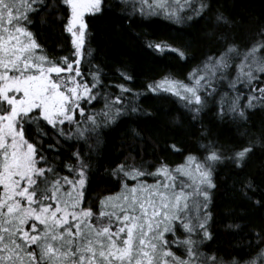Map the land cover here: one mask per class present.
Returning a JSON list of instances; mask_svg holds the SVG:
<instances>
[{"label": "snow or ice", "instance_id": "snow-or-ice-1", "mask_svg": "<svg viewBox=\"0 0 264 264\" xmlns=\"http://www.w3.org/2000/svg\"><path fill=\"white\" fill-rule=\"evenodd\" d=\"M62 3L70 7L64 27L73 52L53 58L32 30L33 17L47 12L50 0H0V264H264V232L254 233L247 251L205 250L213 239L214 168L226 158L213 142L175 167L161 162L151 170L134 158L119 163L111 175L120 190L101 198L98 208L86 203L104 129L144 110L134 103L141 93L127 83L106 84L101 66H81L85 14L102 12L105 0ZM210 10L209 0H123L129 16H162L178 25ZM217 19L229 23L222 14ZM257 35L250 46L225 38L184 80L164 76L148 88L174 95L193 118L214 101L220 118L246 120L249 109L264 105V28ZM147 46L186 55L165 41ZM117 71L125 81L134 79ZM50 132L88 151L77 149L74 163L58 166L49 155L58 152L56 145L43 147ZM254 147L233 149L230 158L243 166ZM256 203L264 206V200Z\"/></svg>", "mask_w": 264, "mask_h": 264}, {"label": "trees", "instance_id": "trees-1", "mask_svg": "<svg viewBox=\"0 0 264 264\" xmlns=\"http://www.w3.org/2000/svg\"><path fill=\"white\" fill-rule=\"evenodd\" d=\"M211 10L202 17H195L183 24H176L162 16H129L123 11V0H105L104 10L90 14L85 58L88 64L101 66L106 74L105 83H127L141 95L134 98L135 105L144 111L121 117L116 124L104 129L98 153H93V170L86 203L99 207L104 196L118 192L119 185L111 170L122 162H143L154 170L161 162L175 167L189 153L201 155L205 145L213 142L222 147L225 159L214 168L216 187L211 190L212 211L210 231L213 239L206 241V251L218 250L221 254L247 251L249 241L255 243V232H264V105L247 111V119L220 118L218 107L209 101L195 118L174 95L153 93L148 85L164 76L184 80L192 69L208 55L222 49L225 38L241 46H250L264 28V0H209ZM55 7H52V6ZM227 17L228 24H221L218 15ZM70 15L62 0H50L47 12L33 17V31L39 42L53 58L70 56L73 52L72 37L65 30ZM251 39V40H250ZM165 41L173 48L163 52L149 48V42ZM252 41V42H250ZM88 52L91 53L88 56ZM123 69L134 79L125 81L117 71ZM119 93L117 87H111ZM218 99V98H217ZM99 109L102 103L95 104ZM254 143L252 153L243 166L230 157L232 150ZM56 145L58 152L49 153L57 158L58 166L72 160V153L86 146L64 141L51 133L43 141ZM176 144L180 151L171 148ZM251 183L252 190L243 185ZM238 225L239 227H235Z\"/></svg>", "mask_w": 264, "mask_h": 264}, {"label": "rangeland", "instance_id": "rangeland-1", "mask_svg": "<svg viewBox=\"0 0 264 264\" xmlns=\"http://www.w3.org/2000/svg\"><path fill=\"white\" fill-rule=\"evenodd\" d=\"M68 7H69V6H68ZM69 10H70V7H69ZM90 14H92V13H86V14H85V21H86L87 16L90 15ZM250 40H251V39H250ZM250 42H252V41H250Z\"/></svg>", "mask_w": 264, "mask_h": 264}]
</instances>
